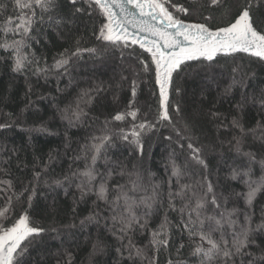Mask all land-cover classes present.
<instances>
[{
    "label": "trees",
    "instance_id": "16d2710c",
    "mask_svg": "<svg viewBox=\"0 0 264 264\" xmlns=\"http://www.w3.org/2000/svg\"><path fill=\"white\" fill-rule=\"evenodd\" d=\"M172 2L192 11L189 16L180 15L181 19L207 23L212 29L227 26L231 20L219 9L208 8V0ZM56 3L57 8L52 13H40L37 9V23L30 33L32 38L27 40L30 47L24 49L26 54L34 55L40 61V67L47 66L48 72L34 73L35 65H29L22 72H14L13 51L0 47V124L9 125L0 128V181L12 184L9 189L6 183H0V210L9 207L8 198H12L10 211L6 217L0 218V229L10 226L25 212L33 226L45 229L40 237L29 238L32 243L21 258L23 264H67L69 258L71 264H147L142 258L130 260L126 250L122 249L123 255L117 251L121 244L113 234L112 213L105 210L104 202L97 201L95 195L80 199V192L75 186L79 181L64 179L73 172L85 170L86 163L90 162L85 155L90 156L91 152L85 153L84 146L93 142V136L102 134L106 121H110L108 127L116 134L112 146H106L107 151L97 161L96 167L100 172L107 169L119 171L122 167L126 173L119 176L113 172L110 189L117 183L131 187L130 179L136 180L137 177H129L128 173H137L139 182L147 191L130 195L137 198L150 196L151 186L159 185L163 196L168 188L166 182L175 180L171 177L169 157L172 156L182 168L188 158L187 151H182L177 144L180 138L176 130H179L181 135L190 134L195 138L193 142L202 148V156L208 165L205 171L189 162L186 169L188 175L181 183H195L201 176H207L221 201L227 198L223 206L228 210L238 209L234 219L244 223L243 213L247 205L243 196H236L235 193L247 191L243 183L247 177L241 175L233 179L232 173L233 169L241 173L250 170L253 180L264 176V61L238 52L228 57L217 56L211 63L200 60L182 66L184 70L173 75L169 95V114L175 127L162 122L146 132L142 136L144 154L141 157L135 146L121 140L119 135L120 129L130 131L134 122L130 117L123 122L114 121L112 117L129 110L132 82L135 80L133 107L139 108L136 122L142 118L155 122L159 94L150 55L138 45L121 48L98 40L104 18L98 10L91 11L89 15L90 10L84 0L76 6L68 0H56ZM256 3L258 6L253 9L254 15L264 17V0H256ZM3 4L6 5V12L0 8V26L4 23L5 14L16 19L13 0H3ZM77 6L85 11L75 13L74 7ZM41 15L43 22L40 21ZM207 15L213 18L205 21L204 16ZM49 16L58 19L59 23L49 20ZM5 39L10 43L20 37L11 34L5 37L0 33V44ZM77 48L96 51L81 52L79 57H72L66 73L52 68L61 54L70 55ZM140 60L150 64L148 72L143 71ZM97 85L103 91L93 92L92 102L81 105L87 115L70 125L64 118V109L74 107L83 90L94 89ZM177 106L179 113L175 111ZM233 119L240 122L243 134L233 127ZM169 136L171 140L167 139ZM236 138L241 139L240 152L234 147ZM180 142L186 144V141ZM244 153H252L254 159L250 160ZM78 156L79 159L76 158ZM37 172L41 174L39 182L34 180ZM57 180L63 183L57 185ZM33 186L36 194L29 206L27 196L30 193L24 192V189ZM177 187L173 183V188ZM176 204L179 207L180 201L177 200ZM252 209L255 212L252 217L254 227L262 222L264 191L257 195ZM214 211L209 205L208 214ZM96 213H99L96 220L86 219ZM165 214L173 225H177L179 215L169 211L162 200L158 211L149 217L147 227L132 235L135 245L144 249L149 257L155 255L156 264H168L169 260L174 264L177 261L199 264V258L191 255L194 243H200L199 238L190 239L188 232L179 227L172 228L166 249L152 250L149 244L151 232L159 228ZM81 221L84 223L81 224ZM225 230L231 231L227 226ZM219 235L213 233V238L219 239ZM204 247L208 245L204 244ZM262 248L264 233H256L255 244L249 251L257 257V264L264 256Z\"/></svg>",
    "mask_w": 264,
    "mask_h": 264
},
{
    "label": "snow or ice",
    "instance_id": "6c2138e0",
    "mask_svg": "<svg viewBox=\"0 0 264 264\" xmlns=\"http://www.w3.org/2000/svg\"><path fill=\"white\" fill-rule=\"evenodd\" d=\"M68 2L76 6L80 0H68ZM84 2L90 10L89 15H91V11L98 10L104 18L97 36L98 40L121 48L138 45L140 49L150 55L151 65H154L155 82L159 94V110L155 122L148 121L146 118L136 122L139 108L133 107L136 97L135 80L132 82V100L129 101V110L118 112L112 117V120L119 122L130 117L134 122L131 124L130 131L120 129L119 135L121 140L134 145L141 157L144 154L142 136L146 132L152 131L162 122H167V125L175 127L172 116L169 114V95L173 85V75L183 71L182 66H189V62L200 60L211 63L216 60L217 56L228 57L238 52L247 53L264 61V17L257 18L254 15L253 9L258 6L256 0H232L231 3L229 0H208V8L219 9L222 14L231 17L227 26L215 30L209 28L207 23H191L181 19L180 15L189 16L192 11L182 4L173 3L172 0H84ZM13 3V13L16 19L5 14L4 23L0 26V33L5 37L9 34L13 37L19 36L20 39H12L10 43L5 39L0 47L13 51L14 72H22L29 65H35L34 73H46L49 68L47 66L40 67V61L34 55L26 54L24 49L30 47L27 40L32 38L30 33L33 30V25L37 23L35 19L37 9L40 10V13H52L57 8L56 0H13ZM200 7H204V5H200ZM0 8H4L6 12L3 0H0ZM84 11L83 7H74L75 13ZM212 18L211 15L204 16L205 21ZM43 20L44 17L41 15L40 21L43 22ZM49 20L59 23V20L52 16H49ZM95 51L96 49L77 48L70 55L61 54L52 68L56 71L63 70L66 73L72 57H79L81 52L94 53ZM29 55H32V59H29ZM140 64L144 72L150 70L149 63L140 60ZM101 91L103 88L100 85L94 89H85L79 99L75 101L74 107L69 106L64 109V118L69 121L70 125L79 122L83 116L87 115L81 105L90 104L94 99L93 92ZM175 111L179 113L178 106ZM213 115L216 114L213 113ZM109 123L110 121H106L102 134L93 136V142L84 146L85 153L91 152L90 156L85 155V159L90 161L86 163L85 170L73 172L71 176H66L64 179L71 181L75 178L79 181L75 186L80 192V199H84L88 195H95L97 201L104 202L105 210L112 213L110 217L113 222L112 231L120 241L121 247L117 251L121 255H123V249L128 252L130 260L142 258L147 264H156V256L149 257L144 249L137 247L132 235L147 227L149 217L158 211V205L163 200L167 209L176 212L180 219L177 225H173L165 214L159 228L151 232L149 244L154 252H158L161 248L166 249L169 246L172 228L179 227L182 231L188 232L190 239L199 238L200 243H194L191 251L193 257L199 258V264H257V257L249 249L255 244V234L264 233V209L261 210L262 222L253 227L252 217L255 212L252 205L257 195L264 191V176L259 180H253L250 170L241 173L233 169V179H237L241 175L247 177L243 180L247 191L235 193L236 196H243L247 205V210L243 213L244 223H238L234 217L239 210L236 208L228 210L223 206L226 205L227 198L221 201L213 182L207 176H201L200 180L195 183H181V180L188 175L186 169L189 162L199 165L205 171L208 165L202 156V148L193 142L195 138L190 134L181 135V132L176 130V135L180 140L186 141L185 144L178 140L177 144L182 151H187L188 158L182 168L172 156L169 157L171 177L175 180L169 179L166 182L168 188L163 196L159 185L151 186L152 194L150 196L137 198L130 195V193L147 191L139 182L140 178L137 173H128L129 177L132 175L137 177L136 180L130 179L131 187L117 183L110 189L109 181L112 179L113 172L119 176H124L126 173L122 167L119 171L107 169L105 172H100L96 167L97 161L103 158L107 147L112 146L113 136L116 134L108 127ZM232 125L238 128L242 134L244 133L238 120L233 119ZM8 126V124H0V128ZM185 131H188L187 127ZM167 139L171 140L172 137L169 136ZM234 147L237 152L241 151L240 138H236ZM244 155L248 156L250 160L254 159L252 153H244ZM49 162H51V157ZM40 177L39 172L34 174L35 181L39 182ZM0 183H6L9 189L12 188L10 181H0ZM55 183L60 185L63 181L57 180ZM173 183L178 186L176 189L173 188ZM24 192L30 193L27 196L30 206L31 200L36 194V188L35 186L26 187ZM11 199V197L8 198L9 207L0 210V218L6 217L10 211ZM177 200L180 201L179 207L176 204ZM209 205L216 210L211 215L207 212ZM97 215L99 213L86 219L94 221ZM83 223L84 221H81V224ZM225 226L231 231H226ZM44 232L45 229L32 225L26 212L10 226L0 229V264H23L21 258L32 243L29 238H38ZM213 233H219V239H214ZM25 241H29V243L25 244ZM204 244H207L208 247H204ZM180 247L183 248V245ZM261 252L264 253V248L261 249ZM259 260L260 264H264V256H261ZM67 264H71L70 258ZM168 264H174V262L169 260ZM175 264H183V262L177 261Z\"/></svg>",
    "mask_w": 264,
    "mask_h": 264
},
{
    "label": "water",
    "instance_id": "95a60500",
    "mask_svg": "<svg viewBox=\"0 0 264 264\" xmlns=\"http://www.w3.org/2000/svg\"><path fill=\"white\" fill-rule=\"evenodd\" d=\"M184 20V19H183ZM186 22H191V23H200V22H195V21H189V20H185ZM225 27V26H224ZM212 29V28H211ZM215 30V29H213Z\"/></svg>",
    "mask_w": 264,
    "mask_h": 264
}]
</instances>
